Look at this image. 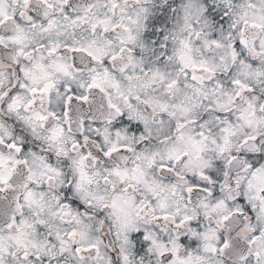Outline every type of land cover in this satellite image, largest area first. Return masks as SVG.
Masks as SVG:
<instances>
[{"label": "snow or ice", "instance_id": "snow-or-ice-1", "mask_svg": "<svg viewBox=\"0 0 264 264\" xmlns=\"http://www.w3.org/2000/svg\"><path fill=\"white\" fill-rule=\"evenodd\" d=\"M0 264H264V0H0Z\"/></svg>", "mask_w": 264, "mask_h": 264}]
</instances>
